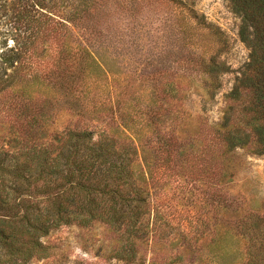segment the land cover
<instances>
[{
    "label": "trees",
    "instance_id": "1",
    "mask_svg": "<svg viewBox=\"0 0 264 264\" xmlns=\"http://www.w3.org/2000/svg\"><path fill=\"white\" fill-rule=\"evenodd\" d=\"M226 1L241 19L239 35L250 50L249 61L226 97L220 121L205 137L199 133L187 142L180 134L192 121L183 108L188 88L167 83L152 94L136 96L131 106L125 99L127 86L118 81L110 94L113 105L108 97L100 110L92 111L87 96L106 69L88 49L86 65L73 57L75 68L73 62L62 67V57L50 68L31 64L45 54L37 43L45 41L43 35L37 36L42 41L35 37L31 52L11 48L0 53V264L47 259L51 252L44 238L63 226L87 228L96 222L120 236L123 244L115 258L134 264L141 258L140 244L167 240L163 226L171 222L152 192L158 173L164 176L172 164L179 169L187 165L195 183L205 173L197 174L206 166L199 164L210 154L223 162L238 150L264 156V0ZM80 5L87 11L91 6ZM192 17L198 19L194 12ZM200 67L206 94L213 100L221 77L231 70L219 54L204 59ZM81 87L87 89L86 97L78 94ZM60 103L82 119L109 110L103 108L108 105L119 114L98 133L88 128L58 132ZM154 164L163 170L154 173ZM175 172L180 177L183 171ZM226 178L221 163L216 209L220 214L231 208L236 214L243 204H227L222 190L231 181ZM233 230L212 232L210 262L264 264V207L261 214L241 216ZM207 233L205 228L200 237Z\"/></svg>",
    "mask_w": 264,
    "mask_h": 264
},
{
    "label": "rangeland",
    "instance_id": "2",
    "mask_svg": "<svg viewBox=\"0 0 264 264\" xmlns=\"http://www.w3.org/2000/svg\"><path fill=\"white\" fill-rule=\"evenodd\" d=\"M80 4L91 6L87 11ZM193 12L198 19L192 17ZM240 25L241 19L226 0H85L84 3L79 0H0V53L11 48L31 52L35 37L43 35L45 41L40 37L36 39L42 41L37 42L38 48L45 49V54L33 58L31 64L50 68L62 57V67L73 62L70 66L75 68L73 57L86 65L84 50L88 49L106 69L102 78L94 81L92 92L87 96L92 111L100 110L101 103L111 98L118 81L127 86L125 99L131 106L136 96L152 94L151 91H159L167 83L188 88L183 108L192 121L180 134L187 142L199 133L205 137L220 121L226 97L249 61L250 50L241 41ZM35 32H38L36 36ZM30 52L26 54L28 58ZM214 54H219V60L231 71L221 77V89L209 100L200 65ZM86 92L87 89L81 87L78 94L86 97ZM108 100L113 105L114 96ZM104 107L109 110L91 113L82 119L60 103L55 130L103 131L119 114L110 105ZM149 153L152 154V150ZM206 159L199 164L206 166L196 170L197 174L205 173L197 177L195 183L188 175L192 170L190 166L179 169L173 164L164 176L158 173L151 182L154 202L171 223L167 228L163 226L167 240L152 238L140 244L141 258L134 264L171 260L176 264H215L210 262L214 258L210 246L212 232L217 228L235 232L236 220L241 216L261 214L264 156L238 150L224 162L213 154ZM221 163L226 181H231L222 190L227 204H243L236 214L231 208L220 214L216 209L217 173ZM161 168L160 164H154L152 171L155 173L163 170ZM176 169L183 171L178 173L180 177ZM205 228L209 233L205 238L200 237ZM43 242L50 247V257L29 264H127L115 258L123 244L120 236L100 222L87 228L63 226Z\"/></svg>",
    "mask_w": 264,
    "mask_h": 264
}]
</instances>
